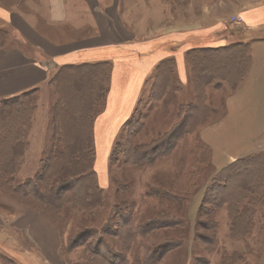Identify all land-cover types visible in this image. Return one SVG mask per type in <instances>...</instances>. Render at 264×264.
<instances>
[{
	"label": "rangeland",
	"instance_id": "rangeland-1",
	"mask_svg": "<svg viewBox=\"0 0 264 264\" xmlns=\"http://www.w3.org/2000/svg\"><path fill=\"white\" fill-rule=\"evenodd\" d=\"M81 2L82 17L54 25L40 16V31L56 41L85 43L83 38L97 30L90 24L94 17L102 18L106 26L110 23V30L124 40L135 33L149 38L211 23L201 17L208 0H195L193 5L192 0ZM0 4L30 14L40 3L0 0ZM196 17L198 21L192 22ZM110 73L111 63L109 77ZM156 73L145 82L111 149L97 150L100 144L95 145L89 175L59 200L47 195L35 203L37 207L31 206L30 193L27 199L20 193L11 196L1 185L0 201L8 200V204L0 202V213L11 221L17 211H31L53 227L59 236L54 256L64 264H264V161H259L254 189L245 186L249 167L239 163L250 155L264 156V149L222 166L218 160L213 163L212 150L201 136L203 130L221 123L231 89L226 83L215 89L206 80L192 79L189 71L183 82L174 65L160 69L155 84ZM107 94L108 90L99 98L93 118L103 111ZM27 98L32 103L23 119H8L14 133L20 129L25 144L22 163L12 178L14 187L44 174L45 159L52 154L58 99L54 75ZM7 106H0L1 114L13 110L9 106L16 108L15 104ZM132 115L141 129L128 135L131 130L124 124ZM70 175L61 172L50 179V186L66 187L60 183L70 180ZM33 185L42 194L50 188L44 179ZM239 230L247 234L238 235ZM0 231L7 236L0 238V264H53L13 226Z\"/></svg>",
	"mask_w": 264,
	"mask_h": 264
},
{
	"label": "crops",
	"instance_id": "crops-1",
	"mask_svg": "<svg viewBox=\"0 0 264 264\" xmlns=\"http://www.w3.org/2000/svg\"><path fill=\"white\" fill-rule=\"evenodd\" d=\"M39 3L30 14L0 4V101L40 90L60 67L110 62L108 94L103 111L93 122V144L94 150L97 143V150L111 149L145 82L161 62L172 59L175 73L187 82V51L249 42L251 59L245 80L226 98V115L221 123L203 130L201 136L212 150L213 163L218 160L222 166L264 149V0H208L201 17L211 22L209 26L161 32L149 38L135 33L124 40L110 30V23L106 26L102 18L94 17L90 24L97 30L83 38L85 43L53 40L37 26L40 16L54 25L82 17L81 0ZM0 202L8 204V200ZM16 214L7 221L0 213V230L13 226L32 247L49 256L48 263L64 264L55 257L59 245L55 229L42 223L34 212ZM0 238L7 236L0 231Z\"/></svg>",
	"mask_w": 264,
	"mask_h": 264
},
{
	"label": "trees",
	"instance_id": "trees-1",
	"mask_svg": "<svg viewBox=\"0 0 264 264\" xmlns=\"http://www.w3.org/2000/svg\"><path fill=\"white\" fill-rule=\"evenodd\" d=\"M249 46V42H237L222 48L191 49L186 52L189 75L195 80H206V85H213L215 89L219 88V83H226L231 92H234L244 81L250 66ZM169 65H174L172 59L161 62L157 66L156 72L158 73L160 69ZM109 71V62L72 64L57 70L54 75V84L58 93L53 113L55 117V145L50 149L53 150L52 154L45 159L44 174L38 173L33 180L27 182V185L21 184L18 186L19 188L13 186L12 178L22 163L25 144L24 138L18 132L20 129L14 133V124L11 121L8 122V119L13 121L15 119V122L18 119L20 121L23 119L26 109L32 103L27 97L36 90L0 102V106L6 107L7 104H15L16 107L9 106L13 110H5L4 114L0 112V187L1 185L5 186L9 195L20 193L24 197L23 199H27L25 196L30 193L29 195L32 196L30 198L31 206L37 207L35 203L43 202L47 195H56V201L59 200V197L74 188L82 177L90 174L94 150L91 120L93 119L94 122L96 117L93 118V115H96L99 98L102 93L106 94L108 90L105 88L106 82L109 80ZM157 73L154 77L155 84L160 76ZM13 113H15L14 116H12ZM134 118L135 116L132 115V120L124 124L131 130L128 135L141 129V125ZM245 158L239 162H246V167H249L246 168V170L248 169L246 173L249 176L246 178L245 186L254 189V179L260 171L259 161H264V156L258 154ZM262 168L264 171V162ZM65 171L71 173L70 180L60 183L62 186L67 184L66 187L57 188L55 184L50 186V179ZM41 179H44L50 187L45 189V194L36 190L33 185L34 181ZM233 180L235 179H230V181ZM85 194L86 189L83 190V195ZM239 216L243 220V216L240 214ZM236 223L235 227H239L238 223L236 226ZM234 231L236 232L237 229ZM238 233V235L247 234L245 230H239Z\"/></svg>",
	"mask_w": 264,
	"mask_h": 264
}]
</instances>
